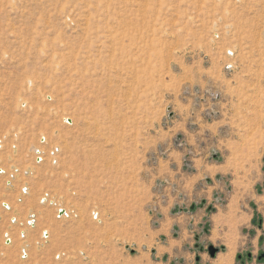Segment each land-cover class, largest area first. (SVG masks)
<instances>
[{"label": "rangeland", "instance_id": "374dc122", "mask_svg": "<svg viewBox=\"0 0 264 264\" xmlns=\"http://www.w3.org/2000/svg\"><path fill=\"white\" fill-rule=\"evenodd\" d=\"M263 221L264 0H0V264H240Z\"/></svg>", "mask_w": 264, "mask_h": 264}, {"label": "flooded vegetation", "instance_id": "af4514ba", "mask_svg": "<svg viewBox=\"0 0 264 264\" xmlns=\"http://www.w3.org/2000/svg\"><path fill=\"white\" fill-rule=\"evenodd\" d=\"M203 250V249H202ZM197 263L200 262V256L197 257ZM238 261L240 264H264V252H259L257 256L252 253H248L246 257L238 256Z\"/></svg>", "mask_w": 264, "mask_h": 264}, {"label": "bare ground", "instance_id": "6f19581e", "mask_svg": "<svg viewBox=\"0 0 264 264\" xmlns=\"http://www.w3.org/2000/svg\"><path fill=\"white\" fill-rule=\"evenodd\" d=\"M19 137V134H15L14 135V140H12L14 143H15V140L17 139ZM38 150V149H37ZM90 157H91V155H90ZM92 158V157H91ZM53 161H54V163L55 164H58V162H59V157H58V159H57V156H56V158L54 157L53 158ZM261 202V201H260ZM7 205V204H6ZM10 207V206H9ZM8 207V208H9ZM95 214V213H94ZM96 215H97V213H96ZM95 215V216H96ZM242 217V216H241ZM244 218V217H243ZM247 219H245V221H246ZM241 223V222H240ZM241 227V226H240ZM227 229V228H226ZM239 230V229H238ZM218 231V230H217ZM48 232V231H47ZM49 233V232H48ZM215 234V233H214ZM228 235V234H227ZM214 236V235H213ZM236 240H237V238H236ZM234 245V244H233ZM235 247H236V245H235ZM229 250H231V249H229ZM228 252V251H227ZM231 252V251H230ZM227 254V253H226ZM230 254V253H229ZM225 255V254H224ZM233 255V254H232ZM223 255H221V257H222ZM226 257V256H225ZM234 257V256H233ZM219 258V257H218ZM220 260H222V258H220ZM230 260V259H229ZM225 261V260H224ZM217 262V261H216ZM233 262V261H232ZM216 264V263H215ZM218 264H219V259H218ZM228 264H230L229 262H228Z\"/></svg>", "mask_w": 264, "mask_h": 264}, {"label": "water", "instance_id": "95a60500", "mask_svg": "<svg viewBox=\"0 0 264 264\" xmlns=\"http://www.w3.org/2000/svg\"><path fill=\"white\" fill-rule=\"evenodd\" d=\"M210 251H211V255L214 256V254L216 253V250L211 248Z\"/></svg>", "mask_w": 264, "mask_h": 264}, {"label": "crops", "instance_id": "0c3cea01", "mask_svg": "<svg viewBox=\"0 0 264 264\" xmlns=\"http://www.w3.org/2000/svg\"><path fill=\"white\" fill-rule=\"evenodd\" d=\"M264 222V221H263ZM262 228H264V223H263V227Z\"/></svg>", "mask_w": 264, "mask_h": 264}]
</instances>
